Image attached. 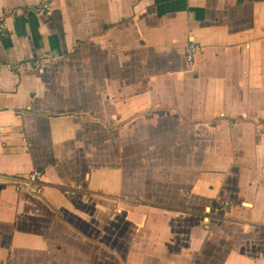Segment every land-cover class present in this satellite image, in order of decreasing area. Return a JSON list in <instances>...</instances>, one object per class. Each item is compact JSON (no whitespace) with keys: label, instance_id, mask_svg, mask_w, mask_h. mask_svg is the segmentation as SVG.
<instances>
[{"label":"crops","instance_id":"obj_1","mask_svg":"<svg viewBox=\"0 0 264 264\" xmlns=\"http://www.w3.org/2000/svg\"><path fill=\"white\" fill-rule=\"evenodd\" d=\"M0 19V264H264V0Z\"/></svg>","mask_w":264,"mask_h":264},{"label":"built area","instance_id":"obj_2","mask_svg":"<svg viewBox=\"0 0 264 264\" xmlns=\"http://www.w3.org/2000/svg\"><path fill=\"white\" fill-rule=\"evenodd\" d=\"M39 13L45 14L49 11L48 5H43L39 8ZM8 32V26L4 19H0V36L4 37ZM200 46L195 42H189L184 49V61L188 67H192L195 63L197 55L200 53ZM29 181H35L39 177V173L33 171L28 175Z\"/></svg>","mask_w":264,"mask_h":264},{"label":"water","instance_id":"obj_3","mask_svg":"<svg viewBox=\"0 0 264 264\" xmlns=\"http://www.w3.org/2000/svg\"><path fill=\"white\" fill-rule=\"evenodd\" d=\"M206 212L208 213V211H207V210H206ZM144 219H145V217H144ZM207 221H208V218L206 217V218H205V222H207Z\"/></svg>","mask_w":264,"mask_h":264},{"label":"rangeland","instance_id":"obj_4","mask_svg":"<svg viewBox=\"0 0 264 264\" xmlns=\"http://www.w3.org/2000/svg\"><path fill=\"white\" fill-rule=\"evenodd\" d=\"M206 223V222H205Z\"/></svg>","mask_w":264,"mask_h":264}]
</instances>
